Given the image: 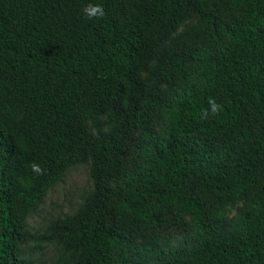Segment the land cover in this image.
I'll return each mask as SVG.
<instances>
[{"label":"trees","instance_id":"obj_1","mask_svg":"<svg viewBox=\"0 0 264 264\" xmlns=\"http://www.w3.org/2000/svg\"><path fill=\"white\" fill-rule=\"evenodd\" d=\"M220 1L232 19L213 0H0V264H35L18 245L57 235L58 264H264V0ZM90 4L105 15L89 18ZM192 17L194 45L170 44ZM80 164L93 190L73 221L25 232ZM174 207L196 244L165 249L151 233Z\"/></svg>","mask_w":264,"mask_h":264},{"label":"rangeland","instance_id":"obj_2","mask_svg":"<svg viewBox=\"0 0 264 264\" xmlns=\"http://www.w3.org/2000/svg\"><path fill=\"white\" fill-rule=\"evenodd\" d=\"M213 6L219 15V22L232 19L235 13L221 3L220 0H213ZM199 19L196 17L188 18L175 31L173 40L182 47L194 45V27ZM169 85H161V92L164 93ZM155 133L162 134L165 131V119L162 113L156 112L153 120ZM141 130H136L130 141L132 153L127 156L131 167L136 169L143 163L141 152L136 148L140 144ZM93 190V183L89 176L88 164H80L69 169L63 178L53 186L47 193L42 204L38 209L29 215L23 221V230L30 235L41 237L48 236L56 227L68 226L82 204L83 199ZM254 192L248 196L239 199L235 204L227 208V219L230 220L238 214H242L250 209ZM158 215L163 222L151 229V233L158 237L165 249L174 247L189 246L196 244L195 239L197 230L194 227H188L191 219L187 212L179 208H171L165 211H159ZM22 258H28L35 264H58V261L64 253V240L61 235L45 243L39 240L29 239L17 247ZM163 260H155L153 264H162Z\"/></svg>","mask_w":264,"mask_h":264},{"label":"clouds","instance_id":"obj_3","mask_svg":"<svg viewBox=\"0 0 264 264\" xmlns=\"http://www.w3.org/2000/svg\"><path fill=\"white\" fill-rule=\"evenodd\" d=\"M84 12L89 18L103 17L105 15L104 9L100 5L90 4L84 9ZM209 103L211 105L212 112L216 113L218 111V105L213 100H210ZM32 170L38 174L41 172L40 167L35 164L32 165Z\"/></svg>","mask_w":264,"mask_h":264}]
</instances>
